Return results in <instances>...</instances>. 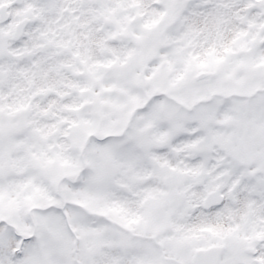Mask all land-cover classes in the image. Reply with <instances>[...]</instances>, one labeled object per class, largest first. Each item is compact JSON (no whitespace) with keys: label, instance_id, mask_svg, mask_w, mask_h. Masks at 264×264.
Returning a JSON list of instances; mask_svg holds the SVG:
<instances>
[{"label":"snow or ice","instance_id":"obj_1","mask_svg":"<svg viewBox=\"0 0 264 264\" xmlns=\"http://www.w3.org/2000/svg\"><path fill=\"white\" fill-rule=\"evenodd\" d=\"M0 264H264V0H0Z\"/></svg>","mask_w":264,"mask_h":264}]
</instances>
